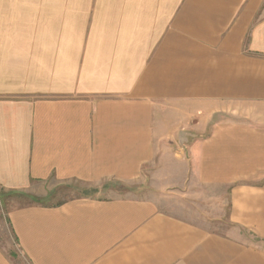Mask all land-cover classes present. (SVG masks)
<instances>
[{
  "label": "crops",
  "instance_id": "1",
  "mask_svg": "<svg viewBox=\"0 0 264 264\" xmlns=\"http://www.w3.org/2000/svg\"><path fill=\"white\" fill-rule=\"evenodd\" d=\"M234 104L264 117V0H0V264H264ZM149 175L231 229L119 194Z\"/></svg>",
  "mask_w": 264,
  "mask_h": 264
},
{
  "label": "rangeland",
  "instance_id": "2",
  "mask_svg": "<svg viewBox=\"0 0 264 264\" xmlns=\"http://www.w3.org/2000/svg\"><path fill=\"white\" fill-rule=\"evenodd\" d=\"M230 112H226L225 115H217L213 117V120H219L224 119L225 121H239V120H245L249 122H264L263 115L261 116H253L248 115L249 110L246 109V107H253V106H245V105H229L228 106ZM237 108H244L248 110H236ZM234 115L232 116V111L234 112ZM152 175H149V178L141 180L139 183H136L132 186H121L120 187V193L122 196L126 197H135V198H141L145 200H151L155 201L158 204V208L160 210L165 211L167 213L180 216L182 218L187 219L190 222L201 224L202 226L216 232H227L231 229L230 225L225 222H218L217 218L213 217L214 213H210L208 209L205 210L200 205H196L194 203L195 200H187L182 198L183 193H178V191H172L170 190L163 192H157L155 191V188L152 187V184L154 181L151 179ZM177 192V193H175ZM61 194V193H60ZM186 194V193H185ZM66 197V192L60 197H48L45 198L43 201L41 199L36 198L35 201L37 202H44V203H56L58 200H61ZM189 199V198H188ZM224 204H222L221 208H223ZM5 206L2 201H0V243L4 246H7V235L9 232L8 227L3 225L4 217H5ZM225 210V206L223 209ZM11 240L13 241L12 234Z\"/></svg>",
  "mask_w": 264,
  "mask_h": 264
}]
</instances>
